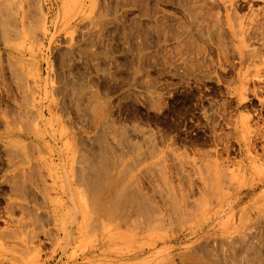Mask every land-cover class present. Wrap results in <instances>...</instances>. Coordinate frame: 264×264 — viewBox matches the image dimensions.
<instances>
[{
    "label": "rangeland",
    "instance_id": "374dc122",
    "mask_svg": "<svg viewBox=\"0 0 264 264\" xmlns=\"http://www.w3.org/2000/svg\"><path fill=\"white\" fill-rule=\"evenodd\" d=\"M12 2L0 264H264V0Z\"/></svg>",
    "mask_w": 264,
    "mask_h": 264
},
{
    "label": "bare ground",
    "instance_id": "6f19581e",
    "mask_svg": "<svg viewBox=\"0 0 264 264\" xmlns=\"http://www.w3.org/2000/svg\"><path fill=\"white\" fill-rule=\"evenodd\" d=\"M13 5V2H12V0H0V18L2 19V16L3 15H8V13H10V11L12 12V13H14L13 11L14 10H12L13 8L11 7ZM39 5V7L41 8L42 6L40 5V3L38 4ZM43 9V8H42ZM42 9H41V11H42ZM45 9V8H44ZM24 10V9H23ZM26 17H27V10L26 11H24V12H22V23L23 22H25V20H26ZM28 18V17H27ZM3 21V20H2ZM28 21V20H27ZM22 23H21V25H22ZM24 24V23H23ZM25 25V24H24ZM26 26V25H25ZM24 26V27H25ZM3 33H5V31H3ZM2 33V35H3V40H4V45H5V47H7L8 49L7 50H9V51H12V47L11 46H9L10 45V43H9V40L7 39V38H9V35H8V37H7V34H6V36H5V34H3ZM6 39V40H5ZM3 45V46H4ZM8 45V46H7ZM10 48H11V50H10ZM13 52V51H12ZM12 55H13V53H12ZM1 58V57H0ZM3 58V57H2ZM66 87V86H65ZM64 87V88H65ZM67 87H69V86H67ZM66 87V88H67ZM84 88V87H83ZM62 91H63V89H62ZM80 91V90H79ZM64 92V91H63ZM66 92H67V89H66ZM80 92H82V91H80ZM79 92V93H80ZM78 93V94H79ZM84 97V96H83ZM70 98H72V97H70ZM87 98V97H86ZM81 99L83 100V98H82V96H81ZM90 98H88V100H89ZM93 99V98H92ZM68 100H70V99H68ZM73 100V99H72ZM84 101V100H83ZM83 101H79L80 103L82 102L83 103ZM66 102V101H65ZM71 102V101H70ZM84 102H86V101H84ZM68 103V102H67ZM77 104V107H81V104ZM69 105V104H68ZM71 105V104H70ZM90 106V105H89ZM72 107V106H71ZM88 107V106H87ZM87 110V109H86ZM34 111V110H33ZM35 112V111H34ZM20 114V113H19ZM29 114H30V112H29ZM35 114V113H34ZM81 114V113H80ZM31 115V114H30ZM36 115V114H35ZM22 115H20V117H21ZM26 116H27V114H26ZM36 116H38V114L36 115ZM42 116H43V114H42ZM44 117V116H43ZM26 118V117H25ZM34 118V120H35V118L36 117H33ZM32 117H31V119H33ZM94 118V117H93ZM27 119V118H26ZM37 119V118H36ZM19 120H21V118L19 119ZM23 120V119H22ZM23 121H25V119L23 120ZM22 121V122H23ZM92 123H94V122H92ZM102 123V122H101ZM104 125V124H103ZM103 125H101L102 127H103ZM103 130V129H102ZM99 131H101V130H99ZM103 132H106V131H102L99 135H97L96 136V140H97V142L98 143H101L103 146H101V148L99 147V150L98 151H94V152H90V154H92V155H94V156H101V155H107V153H108V151H106V150H108L107 149V147L106 146H104V141H105V134H102ZM90 163V162H89ZM105 166H106V164H104ZM107 165H109V163H107ZM88 166V165H87ZM105 166H103V167H105ZM88 170H89V172H90V176H94V175H98L100 172H101V168H100V166L98 165V164H94V163H91L89 166H88ZM128 206H131V205H128ZM74 230V229H73ZM73 233V232H72ZM254 248V247H253ZM255 249V248H254ZM195 253V252H194ZM192 254V253H191Z\"/></svg>",
    "mask_w": 264,
    "mask_h": 264
}]
</instances>
